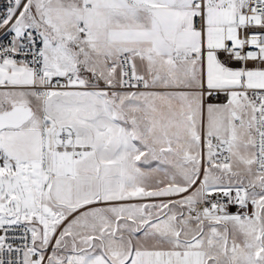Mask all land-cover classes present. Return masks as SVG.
I'll return each instance as SVG.
<instances>
[{
  "label": "snow or ice",
  "instance_id": "1",
  "mask_svg": "<svg viewBox=\"0 0 264 264\" xmlns=\"http://www.w3.org/2000/svg\"><path fill=\"white\" fill-rule=\"evenodd\" d=\"M0 264H264V0H0Z\"/></svg>",
  "mask_w": 264,
  "mask_h": 264
}]
</instances>
